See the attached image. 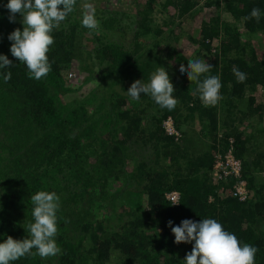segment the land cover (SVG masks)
I'll use <instances>...</instances> for the list:
<instances>
[{
	"label": "trees",
	"instance_id": "1",
	"mask_svg": "<svg viewBox=\"0 0 264 264\" xmlns=\"http://www.w3.org/2000/svg\"><path fill=\"white\" fill-rule=\"evenodd\" d=\"M145 1L138 0L139 8L132 14L142 17L136 33L145 35L153 33L150 15L158 6L182 15L198 4V0ZM222 1L242 21L248 35L264 31V0H207L205 5H215L221 12ZM7 3L0 0V54L13 65L0 69V73L11 72L7 83L0 75V243L9 236L28 238L25 228L33 221L31 196L49 191L60 197L55 239L61 248L54 257L29 255L12 264H184L194 241L176 244L168 221L175 227L185 219L200 222L205 218L221 223L241 245L256 247L255 264H264V180L260 174L264 148L252 156V133L245 134L233 124L256 119L257 133L264 137V101L249 95L246 108L239 107L247 91L264 85V58L258 56L252 39L243 40L241 28L227 22L219 11L205 27V35L218 39L219 51L207 62L210 72L200 79L219 76L223 98L214 107H204L199 94L193 95L196 84L186 74L179 75L178 64L187 69L186 56L173 44L130 55L123 44L105 39L110 38L107 29L116 28L117 20L101 8H95L99 21L95 48L78 45L79 19L69 20L52 32L55 42L47 54L51 71L40 80L30 79L26 65L10 52L8 36L17 28L22 31L23 25L19 13L15 22L9 21ZM253 8L261 11L259 22L244 19ZM165 39L158 37L154 45ZM204 45L211 51V42ZM79 50L85 53L84 67L92 72L90 77L97 61H108L110 67L100 72L99 89L85 102L70 103L63 101V93L71 90L66 72ZM158 67L165 68L173 85L182 81L174 86L175 109L161 110L159 116L148 113V106H158L150 96L141 93L139 100H132L126 93L136 80L149 82ZM234 67L246 74L243 83L237 82ZM90 98L95 99L94 108L88 106ZM190 100L194 103L184 114L178 104L185 106ZM170 113L182 131L178 141L162 125ZM195 115L202 125L200 132L212 139L211 146L200 151L182 144L189 131L185 119ZM220 127L225 130L222 143L228 142L229 135L236 138L242 177L248 182L246 200L230 194L234 177L220 183L212 178V149ZM171 190L180 192V204L172 205L166 197Z\"/></svg>",
	"mask_w": 264,
	"mask_h": 264
},
{
	"label": "clouds",
	"instance_id": "2",
	"mask_svg": "<svg viewBox=\"0 0 264 264\" xmlns=\"http://www.w3.org/2000/svg\"><path fill=\"white\" fill-rule=\"evenodd\" d=\"M77 0H8L9 21L15 22L16 14L22 16L23 30L17 28L8 36L11 41L10 52L19 62L26 65L30 79L40 80L51 71L48 52L54 44L52 32L75 10ZM261 11L253 8L245 20L255 18L259 22ZM82 26L89 30H98L99 21L95 18L92 4L82 5ZM12 61L0 54V69L10 68ZM212 66L204 59L188 60L187 69L180 65L181 75L196 84L193 95L199 94L204 107H214L222 96V83L219 76L207 75ZM238 83L246 80V74L233 68ZM3 81L11 79V72L0 73ZM132 100H139L141 93L150 96L161 110L173 111L178 103L173 96L174 86L164 67H158L150 75L149 82L136 80L127 90ZM60 197L55 192L39 191L31 196L33 204V221L28 223L25 231L28 238L17 240L11 236L0 243V264H12L25 256H39L42 259L54 257L61 252L55 237L58 233L57 212ZM172 205L180 204L175 199ZM168 226L174 234L175 243H192L191 252L187 253L184 264H255L258 249L250 244L241 245L237 237L226 231L215 219L205 218L200 222L190 219L181 221L179 226ZM35 249V251H33Z\"/></svg>",
	"mask_w": 264,
	"mask_h": 264
},
{
	"label": "rangeland",
	"instance_id": "3",
	"mask_svg": "<svg viewBox=\"0 0 264 264\" xmlns=\"http://www.w3.org/2000/svg\"><path fill=\"white\" fill-rule=\"evenodd\" d=\"M206 1L207 0H198V4L196 6H194L190 11L185 12L182 15H178L176 11H174L173 13H168V11H165L160 6H158L153 10L150 15V19L153 26V33H151L150 35L136 33L137 25L142 19L140 15L138 16V18L135 16L132 17V14L137 12L139 8L138 0H80L76 5L74 12L69 14L67 19L61 24L65 25L69 22V20L73 21L74 18H78V23L80 25L78 30L79 36L81 37L78 45H81L83 49L93 50L97 41L94 38L95 30H89L83 27L81 23L82 5L84 3H90L93 5L94 9L97 8V10L99 11L100 8L104 9L105 14L108 17H116V28H113L112 30L111 28L107 29L108 36L110 38H107V36H105V39H111L117 43L123 44L127 48V50H129L130 55L136 57L142 52H145L144 50L153 48L154 46H156V49H162L166 46V44H173L184 56H186V58H188V60L204 59L206 62H208V60L214 57L215 53H218L219 48L217 49V38L212 39L210 38V36L208 37V35H205V27L208 26V23L211 22V20L215 17L217 11L219 10L215 5L206 7ZM141 2L146 1L141 0ZM222 3L223 5L221 4L220 9L221 12L219 11L221 17L224 18L227 22L235 23L239 28H241L243 40H247L248 38L252 39L254 46L258 50V56L260 58H264V31H258L256 33H250L248 35L247 30H245L242 25V21L238 20L227 9L223 1ZM136 20H138V23H136ZM158 29L162 30L163 32L159 33ZM98 32L99 31H96L97 34ZM158 37L159 39L161 37H166V39L161 40L158 45H154V40H156ZM207 42H211V51L209 49H206L204 45V43ZM87 62L88 61L86 59L85 53H82L81 50H79L76 56H74L71 60L70 67L66 72L67 83L71 87V90H68L63 93V101L70 103H79L81 101L85 102L88 99L89 94L91 95L92 91L99 89V74L103 70H107L110 65L108 64V61H105L102 64H99V62L97 61L94 67V74L90 77V74L92 72H88L84 67ZM177 67L179 68L180 64H178ZM179 75H181V73ZM181 82L182 81L175 84H180ZM175 84L173 86L176 87L177 85ZM249 95H255V97H257L258 102L264 101V85L258 86L254 89V91H247L246 97L241 99V105H239L241 109L246 108L248 104ZM89 100L90 104L88 106L90 108H94L95 99L90 98ZM193 103L194 100H190L187 103L184 102L185 106H183L182 104H178V106L180 111L185 114L188 111L187 108L189 106H192ZM148 113L156 114L157 116H159L161 113V109H159L158 106H148ZM168 115H172L174 117L172 113ZM167 116H165L164 118H166ZM258 116L259 115H255L253 117H257L258 120ZM149 118H146L144 122H146ZM185 120H187L185 123L187 124V127H189V131L182 142L183 146L189 145L191 149L195 151H200L204 150L205 148H209L211 146L212 139L208 136H204L200 132L202 125L199 121L198 115L189 117ZM255 121L256 119L245 118L243 123H241L239 120L233 122V124H235V126H237L240 131L245 132V134H247L248 131L252 133V139L250 142L252 148L250 154L254 157L258 155L259 149L264 148V137L262 133H257V130H259L260 125L255 123ZM229 122H231V120H229ZM250 123H253V125H251ZM176 126H178L177 122ZM224 127L228 128L227 125H224ZM178 128L180 127L178 126ZM232 129V127L228 128L229 131ZM218 130V143L216 144V147L212 149L213 156L215 155L217 149H222L227 145V143L225 142L222 143V140L220 139L223 137V133L225 130H223L221 127ZM207 133L209 134V132ZM230 136L235 138V136L232 134L229 135L227 139ZM181 137L179 139H174L178 141L181 139ZM182 153L186 154V152ZM130 155L133 156L132 158L136 157L135 153H130ZM260 171L261 177H263L262 180H264V169Z\"/></svg>",
	"mask_w": 264,
	"mask_h": 264
},
{
	"label": "built area",
	"instance_id": "4",
	"mask_svg": "<svg viewBox=\"0 0 264 264\" xmlns=\"http://www.w3.org/2000/svg\"><path fill=\"white\" fill-rule=\"evenodd\" d=\"M162 125L168 135L175 139L181 137V131L176 126L175 119L172 115L164 118ZM243 160L236 153L235 138L229 137L227 145L222 149H217L214 155V164L212 169V178L216 183L227 180L229 177H234L235 182L229 190L230 194L237 199L243 201L249 196L248 182L242 177ZM166 197L172 202L174 199L180 201V192L171 190L166 193ZM213 195L210 196V200Z\"/></svg>",
	"mask_w": 264,
	"mask_h": 264
}]
</instances>
